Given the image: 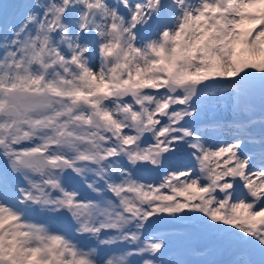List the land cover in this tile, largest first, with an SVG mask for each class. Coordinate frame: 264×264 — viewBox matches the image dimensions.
<instances>
[{"label":"snow or ice","instance_id":"obj_1","mask_svg":"<svg viewBox=\"0 0 264 264\" xmlns=\"http://www.w3.org/2000/svg\"><path fill=\"white\" fill-rule=\"evenodd\" d=\"M0 264H264V0H0Z\"/></svg>","mask_w":264,"mask_h":264}]
</instances>
